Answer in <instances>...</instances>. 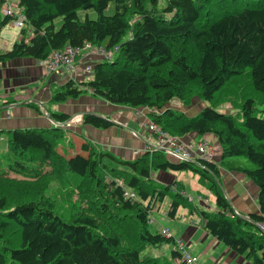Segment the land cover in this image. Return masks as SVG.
I'll list each match as a JSON object with an SVG mask.
<instances>
[{"label":"trees","instance_id":"16d2710c","mask_svg":"<svg viewBox=\"0 0 264 264\" xmlns=\"http://www.w3.org/2000/svg\"><path fill=\"white\" fill-rule=\"evenodd\" d=\"M17 1L26 26L12 50L0 54V63L41 61L54 51L86 44L111 52L112 58L92 66V79H69L53 92L52 103L91 91L113 105L160 111L152 113L153 124L175 136H213L221 166L259 189L260 213L251 214L249 221L236 212L222 187L223 168L213 162L171 161L163 151L122 160L90 143L64 159L56 151L61 127L0 130V264H173L182 258L180 249L170 258L151 253L175 240L172 233L167 237L150 229V213L170 199L168 215L175 219L189 205L182 188L173 189L179 181L158 185L152 177L180 171L198 174L216 198L217 211L199 205L196 210L205 230L238 255L264 264V231L255 224L264 222V0H167L164 8L161 0ZM112 5L114 13L108 14ZM80 11H94L97 18L81 19ZM15 18L0 20V35ZM244 77L252 95L241 100L235 113L220 111L218 104L231 98L229 87ZM194 98L207 103L197 114L168 108L175 100L187 107ZM51 115L61 123L70 118L67 113ZM83 123L100 130L114 126L94 113L84 114ZM104 159L117 161L131 175L111 170L124 183H105L98 173ZM47 163L98 186L91 212L65 218L49 197L27 196L28 183L6 179L8 173L33 176ZM126 191L136 198L126 197Z\"/></svg>","mask_w":264,"mask_h":264},{"label":"rangeland","instance_id":"374dc122","mask_svg":"<svg viewBox=\"0 0 264 264\" xmlns=\"http://www.w3.org/2000/svg\"><path fill=\"white\" fill-rule=\"evenodd\" d=\"M166 2L167 0H161L160 8H164ZM107 13L108 14L114 13L113 5L108 9ZM87 15L92 19L97 18V15L94 11L79 12V16L81 19H84ZM61 23H62V19L58 18L56 20L57 27H59ZM10 24L6 26V30L4 31L3 36L5 35V33H10L11 38H13V35L18 36L21 32V29L15 26L12 28ZM54 73H58V72H54ZM85 76L87 78L92 77V75H90L88 72ZM55 86L56 84L50 85V88L52 90L50 92L51 96H53V92L55 90L59 89V87L57 86L55 87ZM52 87L54 88L52 89ZM88 94H90V96L86 97V95ZM84 95H82L79 99L76 100L70 99L64 103H56V105L58 106L64 105L65 110L68 113H70L69 114L70 118H72L69 123H65L63 126H61L64 132H63V138L59 140L56 146V151L58 156H61L64 159H68L70 156H73L76 153L80 152L82 143H90L99 152H110L119 159L132 160L136 156H139V154L136 156L132 154L134 156L133 158L130 157L129 155H124L122 153V149L119 150V148L121 147L119 146L118 143L121 138L128 136V138H130L134 143L137 140L141 139L143 141V142L140 141L141 146H137V147L130 146L127 149L130 151H137L140 150L138 148L144 147L145 145L144 140L155 142L156 139L160 136L159 133L153 129V127L157 125L153 124L154 122L152 121V116H151L152 113H160V111L157 112V110H152L146 107L132 108L129 106L113 105L105 100L103 101V99L101 98L94 97L91 91L86 92ZM227 95H230L231 98H227L225 100L221 99L222 101L218 104L217 107L220 111L227 113L230 112L235 113L237 111V107L239 106L241 100L246 96L252 95L251 84L249 83L248 77L242 78L240 81L237 82V85L234 86L231 85L228 89ZM28 96H29V92H28ZM38 97L39 96L37 94L30 96L26 100L27 105L25 104L23 106H26L25 108H28L29 111L32 110L33 114L34 112L42 116L43 115L45 116L46 113L53 114L52 113L53 109H57L55 106H52L55 103H51L52 102L51 99H49L48 101L47 99L42 100L39 99ZM100 99L102 100V103H100ZM2 100L5 101L3 103L0 102V111L2 112V114L3 115L8 114L10 118L15 117L14 111L17 109V107H14L13 104H16L17 102H21L23 100L18 99V96L16 95L15 97L11 95L8 98ZM34 100L35 101L41 100L42 104L41 103L38 104ZM206 105L207 103H205L203 100L199 98H194L192 102L187 105V107L181 105L179 101L175 100L168 106V108L184 111L187 113V115H194L201 112L206 107ZM42 106L43 107L45 106L47 111H44ZM96 106H101V107L96 110ZM109 108L111 109L109 110ZM88 111H92V112L94 111L95 113L105 116V118L107 119L115 121L116 127L117 126H123V127H121V130H118V128L116 127L108 129L107 131L99 130L97 132L98 134L95 135L89 131L91 130L89 129L90 126L87 128L86 127L87 125H84L83 123L84 114L90 113ZM52 127H57V126L50 121L47 126L41 128L46 129ZM158 128L162 130L160 127ZM119 131L121 132L119 133ZM163 132L170 138H182L180 136H175L173 134H170L169 132L166 131ZM186 138H190V137L188 136L183 137L182 138L183 140H181V142L186 143L188 141H192L194 143L192 156L193 154L197 156L198 154L195 144L199 142L200 138L199 139H194V138L186 139ZM210 142H211L210 146L212 147V149L216 148V144L213 143L212 141ZM106 143L107 145L105 147ZM3 148L4 147L2 146L1 149ZM160 151L165 152L163 149H157L153 153L156 152L159 153ZM215 151L213 150L214 152L213 163L219 165L220 168H223L218 158V156L220 155V154L218 155L219 149H217L216 152ZM167 157L171 161L172 160L176 161L170 155H167ZM239 159L244 164L250 165V163L246 159L243 158H239ZM104 161H105V165H104L105 169L99 168L98 173L100 179L104 180L105 183L110 184L112 181L124 183V180L121 177L117 176L118 174H114L111 170L118 171L122 176L131 175L132 173L127 167L120 165L117 161L116 162L111 161L110 159H104ZM56 168H58L56 163H51V164L47 163L46 165L42 166L41 171L38 172L35 171L32 173L34 177L33 176L27 177V176L17 175L14 173L11 174L8 173V177H6V179L12 180L14 183L16 182L28 183L27 184L28 187L26 188V193H25L27 196L29 197L31 195L40 196L41 193L42 195L49 197L51 199V203L54 206L55 211H57L65 218H69V217L73 218L78 213L88 214L89 212H91L92 209H94V207L96 206V199H97L96 191H94L93 188L98 186L86 180L83 179L81 180L71 175H65L66 173L63 170L56 171ZM37 173H43V174H37ZM228 173L229 170H227L226 168L221 169V183H223L222 178H225L227 180V184L228 185L234 184L236 190L240 192H242L245 189H247V191L249 190L250 186H248L245 182H243L240 179L241 177L236 176V179L233 178L227 179ZM173 175L176 176V178H174ZM41 178H45L46 180L39 181ZM152 178H153L152 183H156L158 185H165L168 183H174L175 181H179L180 185L179 186L175 184L172 185L173 189L178 190L182 188L183 191L182 194L188 201L189 209L188 208L180 209L179 210L180 217L178 218L179 220H177L170 218L168 215V211L170 209V202H171L170 199H168L164 204L159 203L158 207H154V209L150 213V220H151L150 229L153 232L160 230L162 233H164V235H165V230H169L170 233L173 232L175 236L178 232L177 236L180 239H182V236L184 232L187 230L188 225L190 223H192L194 226L199 228V231L200 229L203 231V229L201 228L203 227V223H202L203 221L198 215L196 210L201 209L198 207L199 205L200 207L203 208L202 210L214 211L212 207H215V196L212 194V192L208 189V187L205 184H202L200 182V176L193 171H180V172H167V173L155 172L153 173ZM228 190L229 189H227V191ZM83 191L84 193H86L85 195L83 194ZM224 191L226 192L225 189ZM87 194L92 196H87ZM250 197H252V195H250ZM191 210H195V212L192 214L190 212ZM182 211L185 212L182 214ZM236 212L239 213L237 210ZM181 220H188L189 222H187V224L184 225V222H181ZM156 221L160 223L157 226H156L157 223ZM129 222H130L129 220H126L124 223L129 224ZM261 224L262 223H259L260 226ZM179 238L178 240L174 239L175 242L173 245L166 244L159 248L153 249L151 251L152 255L154 257L170 258L173 250L177 248L180 249L182 253V258L172 260L173 264H180L181 261L183 262L182 259L186 254V252L192 258H196V262L194 263L201 264L202 261H200L193 254V247L190 248L192 244L188 246V243H190L189 241L184 239L179 240Z\"/></svg>","mask_w":264,"mask_h":264},{"label":"crops","instance_id":"0c3cea01","mask_svg":"<svg viewBox=\"0 0 264 264\" xmlns=\"http://www.w3.org/2000/svg\"><path fill=\"white\" fill-rule=\"evenodd\" d=\"M1 11H2V2L0 1V20L4 18V15ZM10 25L12 28L14 27L12 24ZM5 30H6V27L2 30L1 35H0V54L12 50L14 44L22 38L21 32L18 36L13 35V38H11L10 33H5V35L3 36V33ZM30 36H28V39L31 38ZM102 59H103L102 56L97 53H89V54L87 53L85 56L83 55L80 58H78L74 79L77 81H88L89 79H92L93 76L90 78H87L85 76L86 74L84 73V68L86 65L93 66L95 63L101 61ZM69 78L70 76L65 72L64 73H50V74L47 73L44 67L40 65L39 61L33 58H17V59L9 60L6 62H1L0 63V102L2 103L5 102L2 99L8 98L11 95L13 97H15L16 95L18 96V99H22L23 101L13 104L14 107H17V109L14 111L15 117L13 118H10L8 114L3 115L2 112L0 111V130L41 128V127L47 126L50 120L47 119L46 115L45 116L38 115L36 114V112L33 111L34 114H36L34 115L32 113V110L29 111L28 108H25L26 106H23V105L26 104L27 98H29L30 96L34 94H37L39 96L38 97L39 99H42V100L47 99L48 101L49 99L52 100V96L50 95V92L52 91L50 88V85L56 84V86L60 88L61 86H63V84H65L69 80ZM53 88L54 87H52V89ZM28 92H29V96H28ZM30 93H33V94H30ZM89 96L90 94L86 95V97H89ZM35 102H37L38 104L40 103L42 104L41 100L35 101ZM100 103H102L101 99H100ZM52 106H55L57 108V109H53L52 111L53 114L60 113V112L67 113L68 115L70 114L65 110L64 105L58 106L56 104H53ZM100 107L101 106H96V110L99 109ZM42 108L44 111H47L45 106L44 107L42 106ZM110 109L111 108H109V110ZM88 112L98 114V113H95L94 111L93 112L88 111ZM86 127L88 128L89 126H86ZM113 127H116L115 123ZM121 127L123 126H117L116 128H118V130H121ZM89 129H91L89 131L95 135H97L98 134L97 132L100 130V129L92 128L91 126L89 127ZM107 130H103V131H107ZM120 132L121 131H119V133ZM188 137H190L191 139L200 138V140L207 139L216 144V148H215L216 151L217 149H219L217 140L213 136L207 135V136L201 137V136H197L194 134H190ZM190 138H186V139H190ZM140 141L142 140L139 139L134 143L130 138H128V136L121 138L118 143L119 146L121 147L119 148V150L122 149V153L124 155H129L130 157L133 158L134 156L137 155L136 153L140 154L144 150V147L138 148L140 150L135 149L137 151H130L127 149L130 146H133V147L141 146ZM106 145L107 143L105 144V147ZM111 148H112V145H111ZM218 158L220 160V155L218 156ZM227 176H226L227 179L228 178L236 179V176L241 177L240 179L243 182H245L248 186H250L248 191L247 189H245L242 192H240L235 189L234 184L228 185L227 180L225 178H222L223 188L226 190V193L228 194V197L234 209H236L239 213L245 216H250L253 213H260V205L258 201L259 189L257 188V186L247 177L243 176L242 174L238 172L229 171ZM174 178H176V176H174ZM227 189H229L230 191L229 190L227 191ZM250 195H252V197H250ZM212 209L214 211H217L216 198H215V207H212ZM184 212L185 211H182V214ZM179 215H180V211H179ZM179 215L175 219L179 220L178 219L180 217ZM156 222H157L156 226L160 224L158 221ZM181 222H184V225H185L189 221L181 220ZM261 227L264 229V222L261 224ZM201 228L203 229V231L201 229L199 231V228H197L192 223H190L188 225L187 230L184 232L182 236V239L190 242L188 243V246L192 244L190 248L193 247V254L200 261H202L201 264H254L252 260H248L244 256L238 255L236 252H233L232 250L228 249L223 243H221L220 241L212 237L208 233V231L205 230L204 225ZM172 235L174 239L178 240L179 238L177 236L178 232L176 236L173 234V232H172ZM182 239L179 238V240H182Z\"/></svg>","mask_w":264,"mask_h":264},{"label":"built area","instance_id":"2783aa9c","mask_svg":"<svg viewBox=\"0 0 264 264\" xmlns=\"http://www.w3.org/2000/svg\"><path fill=\"white\" fill-rule=\"evenodd\" d=\"M2 2V13L5 16L9 17H16L11 24L19 29L25 28V17L20 12L18 7L17 0H0ZM89 53H97L102 56L103 59H110L112 58L111 52H105L102 49H94L91 47L90 44H86L83 49L81 48H73L71 46L66 47L61 51H54L52 52L48 58L39 61L40 65L44 67L47 73H67L71 79L75 78L76 68H77V61L78 58L81 56H85ZM84 73L87 72L90 74L92 72V65L85 66ZM60 70V71H59ZM159 133V137L156 139L155 142L146 141L144 140V150L139 154L142 155L145 152L152 154L157 149H163L167 152V155H170L173 159L177 162L182 161H190L197 163L198 165L201 164V161L206 162H213L214 161V152L215 148L212 149L210 146V141L207 139L200 140L198 143L195 144L197 148V156L193 154L192 150L194 148V143L192 141H188L186 143L181 142L182 138H170L168 137L162 130H160L157 126L153 127ZM178 141V142H177ZM195 150V149H194ZM138 155V153H136ZM121 184V182H120ZM126 197L128 198H136L134 193L129 191L125 192ZM239 214V213H238ZM165 235L167 237L172 236L169 230H165ZM183 248V247H181ZM184 262L188 264H196V258H192L190 255H184L183 259Z\"/></svg>","mask_w":264,"mask_h":264},{"label":"water","instance_id":"95a60500","mask_svg":"<svg viewBox=\"0 0 264 264\" xmlns=\"http://www.w3.org/2000/svg\"><path fill=\"white\" fill-rule=\"evenodd\" d=\"M12 106V105H11ZM46 116H47V118L52 122V123H54L57 127H61V126H63L65 123H69L70 122V120L72 119V118H69V120H67L66 122H64V123H61V122H58L57 120H55V118L51 115V114H49V113H46ZM111 122H113V123H115L116 124V122H114V121H111ZM224 189V188H223ZM226 193V192H225ZM246 220H249V221H252L251 220V218L249 217V216H243ZM259 228H261L263 231H264V229L258 224V223H255Z\"/></svg>","mask_w":264,"mask_h":264},{"label":"bare ground","instance_id":"6f19581e","mask_svg":"<svg viewBox=\"0 0 264 264\" xmlns=\"http://www.w3.org/2000/svg\"><path fill=\"white\" fill-rule=\"evenodd\" d=\"M27 105V104H26Z\"/></svg>","mask_w":264,"mask_h":264}]
</instances>
